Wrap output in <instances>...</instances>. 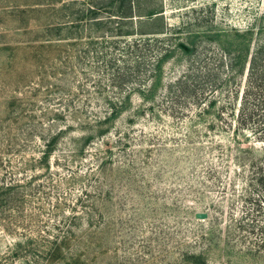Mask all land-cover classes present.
<instances>
[{
    "label": "trees",
    "instance_id": "1",
    "mask_svg": "<svg viewBox=\"0 0 264 264\" xmlns=\"http://www.w3.org/2000/svg\"><path fill=\"white\" fill-rule=\"evenodd\" d=\"M27 7L14 35L31 36L28 55L42 66H66L65 77L78 71L85 82L61 97L56 124L43 126L42 156L19 168L26 177L31 169L40 173L9 181L0 171V229L16 242L12 260L264 264V14L246 29L190 31L185 22L168 24L162 0H39ZM176 60L185 61L184 70L165 83L166 66ZM144 121L150 123L138 129ZM160 121L180 127L163 136L152 125ZM29 130L36 131L1 128L0 149L12 148L17 136L28 141ZM172 145L184 160L164 163ZM60 147L70 174L59 184L56 223L44 230L29 203ZM3 163L0 151L1 170ZM167 166L182 174L192 196L189 228L149 240L143 256H118L109 246L110 200L143 195ZM198 199L208 202L206 221L195 219Z\"/></svg>",
    "mask_w": 264,
    "mask_h": 264
},
{
    "label": "rangeland",
    "instance_id": "2",
    "mask_svg": "<svg viewBox=\"0 0 264 264\" xmlns=\"http://www.w3.org/2000/svg\"><path fill=\"white\" fill-rule=\"evenodd\" d=\"M34 2L39 0H0V129L4 128L12 135L19 134V128L36 129L33 132L29 130L31 133L26 137L28 141H23L24 136L21 138L17 136L13 139L15 145L12 148L7 149L3 146L0 149L4 156L0 171L7 174L9 181L24 180L26 173L19 168L23 167L25 161L38 160L42 156L44 139L48 137V132L43 133L41 130L43 126L48 129L49 126L56 124L54 112L62 109L61 97L73 94L80 80L85 82L84 75L78 71L77 74L69 71L66 77L62 75L66 66L62 67L52 62L42 66L43 60L28 55L31 36L14 35L15 30L21 27V24H25L21 20V24L14 21L17 17L23 19L20 18L21 13L29 10L27 6ZM162 3L168 24L180 26L185 22L190 31L212 26L246 29L264 14V0H162ZM40 53H43L41 49L38 50V54ZM184 67V60L168 64L164 82L168 83L179 77ZM86 84V89L89 90L91 83ZM134 101L137 107L140 104L138 97ZM129 117L126 115L125 119ZM125 119L119 123H123ZM147 123L150 122L144 121L142 125L139 124L138 129L145 128L148 126ZM163 124L161 121L152 124L154 133L159 132L167 136L168 133L177 131V126L180 127L175 126L173 122ZM175 149L177 148L172 145L162 155L164 163L167 159L170 164L174 162L171 157L184 160V156ZM61 150L60 147L51 159V171L37 181V184L44 185L40 188L42 191L34 195L29 203V206L33 207L29 213L33 211V214H39L44 230L56 223L54 212L58 209L64 188L59 184L70 174V171L62 169L60 165ZM86 168L87 165L84 164L82 169ZM38 171L39 168L36 171L29 170L26 178ZM161 173L164 176L157 178L153 188L146 189L143 195L140 192L141 196L137 195L135 192V198L130 199H121L123 195L120 197L113 195V199L110 200L107 222L112 226L108 239L110 248H118V256H123L125 252L143 256L144 246L149 240L155 242L158 235L166 239L176 226H180L182 230L189 228L190 207L192 208L193 201L190 202L192 196L181 183L182 174L179 176L170 166L162 169ZM179 195L181 197L176 202L175 197ZM198 200V205L194 208L196 214L207 213L208 202ZM118 218L120 221H117ZM115 222H118L116 228ZM15 244L16 242L0 229V264H41L33 261L32 256L28 257L29 261L21 258L12 260ZM32 255L37 257V252Z\"/></svg>",
    "mask_w": 264,
    "mask_h": 264
},
{
    "label": "water",
    "instance_id": "3",
    "mask_svg": "<svg viewBox=\"0 0 264 264\" xmlns=\"http://www.w3.org/2000/svg\"><path fill=\"white\" fill-rule=\"evenodd\" d=\"M183 48L185 50H188V48L184 45H183ZM195 218H196V220H199V221H206L209 219V215L207 213H197Z\"/></svg>",
    "mask_w": 264,
    "mask_h": 264
}]
</instances>
